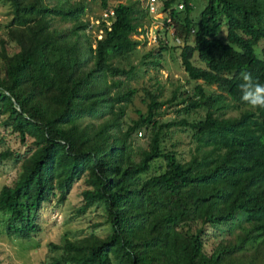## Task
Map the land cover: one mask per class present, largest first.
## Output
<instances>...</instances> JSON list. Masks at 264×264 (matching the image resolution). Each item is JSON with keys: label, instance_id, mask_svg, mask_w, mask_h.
<instances>
[{"label": "trees", "instance_id": "obj_1", "mask_svg": "<svg viewBox=\"0 0 264 264\" xmlns=\"http://www.w3.org/2000/svg\"><path fill=\"white\" fill-rule=\"evenodd\" d=\"M3 1L0 126L32 146L0 152L17 161L0 187L6 232L29 238L40 205L82 180L76 212L101 204L109 233L50 243L60 253L41 264H264V110L238 88L243 71L264 83V0H206L198 17L193 0H159L163 25L140 63L158 67L178 39L194 82L166 96L128 62L148 0H98L99 36L85 0Z\"/></svg>", "mask_w": 264, "mask_h": 264}, {"label": "rangeland", "instance_id": "obj_2", "mask_svg": "<svg viewBox=\"0 0 264 264\" xmlns=\"http://www.w3.org/2000/svg\"><path fill=\"white\" fill-rule=\"evenodd\" d=\"M88 3L84 18H87L92 25L89 33L99 36L98 21L100 9L98 0H85ZM122 1V0H121ZM158 5H159V0ZM206 0H193L194 9L191 14L198 17L199 12L205 5ZM9 6L3 0H0V35H3V29L10 17ZM54 25L60 26L57 21ZM163 25L162 13L159 11L150 19L143 32L137 35H132V38L138 39L139 44L136 46V51L128 57V62L136 64L137 68L141 67L138 75L146 82H154L157 80L163 84L164 95L168 94V88L172 85L180 84L182 88H190L193 81L186 79L179 60L180 40H176V45L173 49L162 52L161 60L158 67L150 65H141L140 58L142 54L150 47L154 46V38L157 31ZM172 28H168L167 35H170ZM222 34V33H221ZM161 36V34H159ZM167 43L169 45L175 43L174 39L168 36ZM156 50V48H155ZM194 55L192 60L194 59ZM197 64V63H196ZM196 83H200L197 81ZM210 89H215V85L209 86ZM202 111H200V114ZM227 113L234 114V110H229ZM176 115L172 109L163 111L160 116L163 120L173 118ZM0 126V152L5 149L11 150L14 154L24 155L28 153L32 146L28 142L20 144L15 134L7 132ZM184 132H177L181 141V149H185V143L188 141ZM134 144L144 145L146 137L143 131L136 133ZM19 158V157H18ZM17 161L12 157H0V187L3 184L11 182L15 176ZM83 188L82 180L76 181L65 199L61 202L57 200V195L51 197L48 202H44L35 212V219L39 225L36 233L29 238H21L15 233H7L5 222L8 213L0 211V264H41L47 263L51 257L59 255L60 250L53 249L50 243L59 244L63 239H77L88 236L90 234L98 237H104L109 233V224L105 219V213L101 204H95L89 207L84 213H77L76 207L80 204V191ZM220 227L218 228L219 231Z\"/></svg>", "mask_w": 264, "mask_h": 264}, {"label": "clouds", "instance_id": "obj_3", "mask_svg": "<svg viewBox=\"0 0 264 264\" xmlns=\"http://www.w3.org/2000/svg\"><path fill=\"white\" fill-rule=\"evenodd\" d=\"M239 78L241 101L252 109L264 110V83L255 81L249 71L241 72Z\"/></svg>", "mask_w": 264, "mask_h": 264}, {"label": "built area", "instance_id": "obj_4", "mask_svg": "<svg viewBox=\"0 0 264 264\" xmlns=\"http://www.w3.org/2000/svg\"><path fill=\"white\" fill-rule=\"evenodd\" d=\"M158 1L157 0H148L147 1V9L150 13H152L153 15L158 13L159 12V9H158ZM178 8L181 7L180 4L177 5ZM112 14V11L111 10H103L101 12V16L106 18L107 16L111 15ZM178 39H174V42L177 43Z\"/></svg>", "mask_w": 264, "mask_h": 264}]
</instances>
